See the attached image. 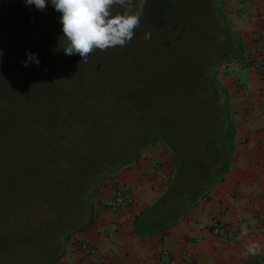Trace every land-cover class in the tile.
<instances>
[{"label": "rangeland", "instance_id": "rangeland-1", "mask_svg": "<svg viewBox=\"0 0 264 264\" xmlns=\"http://www.w3.org/2000/svg\"><path fill=\"white\" fill-rule=\"evenodd\" d=\"M168 1L170 5L177 4L184 13L179 15L174 10L171 18H184L191 26L202 23L196 13L197 0ZM154 2L158 1L147 0L146 4L158 5L153 10L166 7L161 0L158 4ZM226 6L222 0L231 22ZM52 11L50 3L41 11L34 5L27 6L24 0H0V52L3 53L0 56V264H56L59 249L55 242L61 234L56 229L68 215L60 217L56 212L59 206H27V201L34 192L45 197L49 190L53 200L59 203L65 193L62 189V192L55 190L53 183L66 186L68 175L80 187L98 173L116 166L133 145L132 139L138 137L143 124L126 121L127 112L117 111L110 118L118 116V119L102 125L98 138L90 135L93 139H81L80 122L91 121L101 113L107 115L115 101H126L128 87L142 77L147 65L152 74H158L159 81L167 77L171 80V73L178 70L174 56L178 47L162 45L160 28L150 31L152 40L145 39L148 33L143 22L144 5L134 38L123 47L95 50L87 62H81L78 54L57 51V40L63 33L58 17L52 19ZM159 13L153 12L155 20L160 21ZM187 21L178 24L181 28L177 27L176 34L186 36L182 46H186L189 56L195 57L194 51L204 47L200 44L204 33L193 40V35H186ZM28 52L38 54V66L31 61L28 67L23 66ZM101 85L109 86L106 92ZM159 100L160 97L153 98L154 113L159 112ZM57 101L62 102L59 111L49 113L50 106ZM38 114H42L39 120L42 122L33 118ZM61 115L80 132L78 136L71 138L70 132L59 127L61 122L57 119ZM33 179L43 188L32 190ZM75 206L74 202L73 210Z\"/></svg>", "mask_w": 264, "mask_h": 264}, {"label": "crops", "instance_id": "crops-1", "mask_svg": "<svg viewBox=\"0 0 264 264\" xmlns=\"http://www.w3.org/2000/svg\"><path fill=\"white\" fill-rule=\"evenodd\" d=\"M230 24L240 36L242 53L222 63L217 75L227 93L234 133L233 152L224 177L182 218L165 232H147L135 218L165 189L173 171L170 150L160 143L141 151L137 161L104 179L93 195L92 217L63 245L58 264H244L258 258L264 263V0H225ZM123 185L133 194L121 212L107 205ZM242 219L241 238L229 240L211 232L216 221L235 224ZM86 240L89 254L78 247ZM255 241L260 251L245 255ZM168 249L173 263L166 262Z\"/></svg>", "mask_w": 264, "mask_h": 264}, {"label": "trees", "instance_id": "trees-1", "mask_svg": "<svg viewBox=\"0 0 264 264\" xmlns=\"http://www.w3.org/2000/svg\"><path fill=\"white\" fill-rule=\"evenodd\" d=\"M161 1L166 4L165 8L160 9L161 11L153 10V6L157 8L158 5L144 4L146 12L143 22L148 34L151 30L160 28L162 45L178 47V53L174 55L177 59L178 70H174V74L171 73L172 79L169 80L167 77L159 81L158 74H152L147 65L142 77L136 78L128 87L129 96L127 95L126 101L114 102L111 114L101 113V116L97 115L91 121H79L82 133L75 131L73 124L63 115L57 119L61 122L59 127L66 133L70 132L71 138L79 132L81 139L98 138L103 129L102 125L118 119V116L110 118L117 111L125 110L128 117L126 121L143 125L138 137L132 139L131 144L133 145L129 147L127 154L124 153L118 159L120 162L116 166L98 173L80 187L76 186L74 178L70 179L68 175L66 186L61 187L53 183L55 190L61 191L62 189L65 193L62 195L63 200L59 203L54 201L55 198L53 200L49 190V195L45 197L37 195V191L32 196L30 195L27 206L42 207L43 204L52 208L59 206L57 214L60 217L68 215L66 221L56 229L61 233L59 238L56 236L58 240L55 242L59 249L56 264L62 255L65 241L74 231L83 229L90 222L91 199L101 180L115 175L137 161L143 149L160 143L170 150L174 165L165 189L135 218V225L147 232H165L184 217L200 199L208 198L212 186L224 177L228 169L233 152L231 138L234 129L227 93L217 71L222 63L233 60L242 53L241 38L233 30L223 10L222 0H203V2L197 0L196 13L200 16L199 20H202V23L197 26H191V22L188 23L184 18L182 20L171 18L170 15H174V10L177 14L184 15L183 9L180 12L177 4L170 5L168 0ZM158 2L152 4H158ZM154 11L160 12V21L153 18ZM52 16H57L56 20L59 21L60 13L54 10ZM180 20L187 21L186 35H193V40L197 35L200 36V33H204L202 43H200L204 44V47L194 51L195 57L189 56L190 52L186 46H182L181 42L186 36L176 34L177 27L181 28L178 26ZM192 28L196 30L191 31ZM147 40H152V36L150 35ZM190 58L196 59L191 62ZM166 75L169 76L170 73ZM101 86L104 92L109 87ZM114 87H112L113 90H115ZM157 97H160L159 112L154 113L153 98ZM61 103V101L53 102L49 113L58 112ZM118 104L121 105L116 106ZM38 115L33 118L37 121L42 120L40 117L42 114ZM87 125L90 127L85 128ZM37 181L33 179L30 182L32 190L43 188L42 184ZM74 202L76 206L73 210L71 205ZM244 264L263 263L260 259L253 258Z\"/></svg>", "mask_w": 264, "mask_h": 264}, {"label": "clouds", "instance_id": "clouds-1", "mask_svg": "<svg viewBox=\"0 0 264 264\" xmlns=\"http://www.w3.org/2000/svg\"><path fill=\"white\" fill-rule=\"evenodd\" d=\"M27 6L34 5L37 10H45L50 3L60 13L59 22L63 35L58 37L57 51L63 50L65 55L78 54L81 62H87L95 50L106 51L117 46L128 44L140 26L143 16V5L147 0H24ZM150 34H145V39ZM3 53L0 52V56ZM38 54L26 53L23 62L28 67L31 61L37 66ZM260 245L249 241L245 255H255Z\"/></svg>", "mask_w": 264, "mask_h": 264}, {"label": "built area", "instance_id": "built-area-1", "mask_svg": "<svg viewBox=\"0 0 264 264\" xmlns=\"http://www.w3.org/2000/svg\"><path fill=\"white\" fill-rule=\"evenodd\" d=\"M250 66L252 68H259L260 70L264 69V65L257 60H251ZM132 202H133V194L131 189L128 186L123 185L121 187H118L112 193L111 197L108 200L107 205L113 212H121L124 209L128 208L132 204ZM242 222L243 221L241 218H238V221L235 224H231L229 222H223V221H216L212 224V227H210V229L211 232L216 236H220L229 240H236L241 238ZM78 247L82 249L85 253L91 254L94 251V248L86 240L78 241ZM162 252L166 257V262L168 263L174 262L173 258L170 257L168 249H163Z\"/></svg>", "mask_w": 264, "mask_h": 264}]
</instances>
